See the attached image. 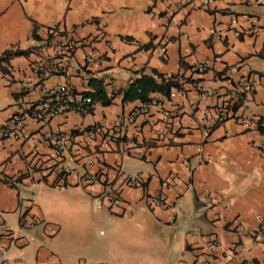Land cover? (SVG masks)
Segmentation results:
<instances>
[{
	"label": "crops",
	"instance_id": "1",
	"mask_svg": "<svg viewBox=\"0 0 264 264\" xmlns=\"http://www.w3.org/2000/svg\"><path fill=\"white\" fill-rule=\"evenodd\" d=\"M263 9L247 0H0V56L29 52L0 63V128L52 94L86 95L91 79L104 82L111 100L45 123L27 118V138L0 139V264H264V39L236 36L253 20L264 21ZM53 28L58 37L48 36ZM83 38L95 39L103 55L97 63L84 68L78 50L64 76L34 71L64 63L60 45ZM199 63L209 69L197 71ZM154 71L178 79L180 89L161 103L182 115L180 123L170 125L152 108L157 126L136 122L125 129L150 141L146 160L121 148L104 156L108 167L140 174L142 188L115 179L118 207L99 209L102 185L85 189L76 177L64 187L54 186V177L40 180L35 165L49 159V134L130 117L142 104L124 102V93ZM247 79L255 83L249 96L240 86ZM227 105L234 117L217 121ZM244 120L255 125L246 129ZM160 129L171 132L168 143H153ZM158 195L167 206L150 209L145 198ZM28 215L44 223L25 226ZM209 238L238 249L228 257L210 254Z\"/></svg>",
	"mask_w": 264,
	"mask_h": 264
},
{
	"label": "built area",
	"instance_id": "2",
	"mask_svg": "<svg viewBox=\"0 0 264 264\" xmlns=\"http://www.w3.org/2000/svg\"><path fill=\"white\" fill-rule=\"evenodd\" d=\"M247 2L253 7L264 8V0H247ZM177 11V8L169 11L170 17L172 18ZM233 24H237L236 19L232 20ZM215 33L220 34V31H215ZM59 35L60 30L58 28L48 30V36L58 37ZM244 35L245 37L254 39H264V21L255 19L236 32L237 37ZM95 45L96 41L92 38L65 41V43L60 45L66 57L64 63L50 67L36 65L34 66V71L40 76L50 75L51 73L64 76L70 72L68 61L78 50L84 52L83 67L93 65L103 57V55L98 53ZM113 49V46L110 45L109 50L111 51ZM208 69L209 66L207 63H199L196 65L197 71L206 72ZM167 80L179 83L177 78L170 77ZM240 86L245 96L252 94L255 89V83L251 79L245 80ZM163 99H165L163 96H159L151 104L141 105L130 117H119L113 125L108 127L94 125L82 131L59 130L49 134L46 137L50 151L49 159L47 163H37L35 165L38 169L40 180L44 181L45 179L48 180L54 177L53 185L64 187L69 179L76 177L78 184L85 189H90L95 185H102L104 186V192L95 197L98 208L102 209L108 206L110 209H113L118 207L121 201V189L115 187L113 181L118 179L121 181L122 186L142 188V178L140 174L126 173L122 169L121 164L108 167L105 164L104 156L114 149L119 150L121 148L127 157L142 162L145 161L149 155L150 149L147 144L150 141H146L144 138L138 139L136 136H129L125 130L126 123L135 124L138 122L140 127L157 126L158 123L156 120L152 119L149 115V111L152 108H158L159 113L170 125L180 123L182 115L178 111L171 112L170 110H166L163 103H161ZM93 105L94 103L91 97L82 96L78 98L71 94L65 96L57 93L52 94L46 101L32 107L27 113L13 116L7 124L0 128V139H7L14 136L23 139L27 138L29 136L28 130L26 129L27 118H31L38 123H45L51 121L59 113L68 111L71 106H75V112L81 114V112L92 108ZM227 107L228 105L217 110V121H224L234 117V113L228 111ZM242 123L246 129L255 125V123L248 120H244ZM168 127L171 128V126ZM170 137L171 132L167 129H160L153 139V143H168ZM261 155L264 159V143L261 146ZM94 167H96V172L92 173L88 170ZM145 202L150 209H156L158 207L165 208L167 206V201L162 195L147 196ZM43 223L44 221L41 217L29 215L25 216L22 221V224L28 227H35ZM261 237V235H257L259 240ZM205 249L210 254L216 250H221L223 251V255L228 257L237 251L238 245L232 244L229 249H226L220 239L209 238L205 243Z\"/></svg>",
	"mask_w": 264,
	"mask_h": 264
},
{
	"label": "trees",
	"instance_id": "3",
	"mask_svg": "<svg viewBox=\"0 0 264 264\" xmlns=\"http://www.w3.org/2000/svg\"><path fill=\"white\" fill-rule=\"evenodd\" d=\"M28 54V50L11 49L0 56V63L6 62L15 57L27 56ZM89 87L91 92L84 95L85 97H91L94 104L101 102L104 106L110 105L111 100L106 97L104 82L102 80L91 79ZM174 89L179 90L180 84L169 81L154 71L152 75H142L129 85L124 93V102L139 101L142 105H147L154 101L152 97L156 95L163 96L170 100ZM68 111H75V106H71ZM91 111L92 108H89L86 111L81 112V114L90 113Z\"/></svg>",
	"mask_w": 264,
	"mask_h": 264
},
{
	"label": "rangeland",
	"instance_id": "4",
	"mask_svg": "<svg viewBox=\"0 0 264 264\" xmlns=\"http://www.w3.org/2000/svg\"><path fill=\"white\" fill-rule=\"evenodd\" d=\"M261 15H262V16H264V9H263V11H262Z\"/></svg>",
	"mask_w": 264,
	"mask_h": 264
}]
</instances>
